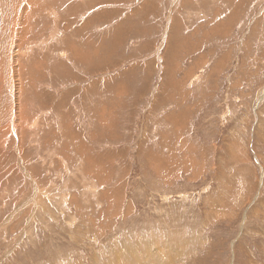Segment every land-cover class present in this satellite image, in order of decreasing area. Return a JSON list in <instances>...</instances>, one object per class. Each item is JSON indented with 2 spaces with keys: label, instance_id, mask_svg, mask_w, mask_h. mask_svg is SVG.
Listing matches in <instances>:
<instances>
[{
  "label": "rangeland",
  "instance_id": "374dc122",
  "mask_svg": "<svg viewBox=\"0 0 264 264\" xmlns=\"http://www.w3.org/2000/svg\"><path fill=\"white\" fill-rule=\"evenodd\" d=\"M20 1L0 264H264V0Z\"/></svg>",
  "mask_w": 264,
  "mask_h": 264
},
{
  "label": "bare ground",
  "instance_id": "6f19581e",
  "mask_svg": "<svg viewBox=\"0 0 264 264\" xmlns=\"http://www.w3.org/2000/svg\"><path fill=\"white\" fill-rule=\"evenodd\" d=\"M1 2L3 4H5V8L4 7L2 8V6L0 8V10H2V16H1V19H0V37H2L4 35L6 37L11 38L12 39V47L10 46V48H11L10 50H11L12 53H16L17 47L19 46V40H18V38H22V35H21L20 30H12V32H11L10 29L13 28L11 24H12L13 20L15 19V17H17V16L24 17L25 16V14L27 12V9H28V5L25 4V2H21L20 0H1ZM23 4H25V5H23ZM29 6H31V3H30ZM5 44L7 46L8 45V42L7 41L4 42V45ZM3 49L5 50L6 48L5 47H2V44L0 43V50H3ZM19 56L20 55H19V49H18V57ZM12 60H13V63L14 64L13 65H10L11 66L10 85L8 87H2V88L5 89V93H4L5 95L4 96H8V97H6L5 103H3L4 104V111H3V113H5L7 111L8 107L10 105H13V106L14 105H19L20 102H21V100H22V97H23L22 96L23 83H22L21 75H20V66H19V63L17 62L18 58L16 60V63L14 62V57L12 58ZM18 82H19V86H18ZM12 87H15L16 88L17 98H16L15 94L13 93ZM2 97H3L2 94H0V100H1ZM14 103H16V104H14ZM13 114H14V107L11 109V112L10 113L3 114L2 115V119H0V120H4V122L11 124L12 123V116H13ZM16 118L18 119L19 116L16 115ZM15 131H17V130H15ZM5 132H6V128H5V126H3L2 127V133H5Z\"/></svg>",
  "mask_w": 264,
  "mask_h": 264
}]
</instances>
